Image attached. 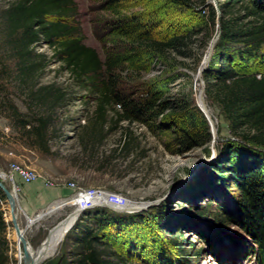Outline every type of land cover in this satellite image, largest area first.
<instances>
[{"label":"rangeland","instance_id":"rangeland-1","mask_svg":"<svg viewBox=\"0 0 264 264\" xmlns=\"http://www.w3.org/2000/svg\"><path fill=\"white\" fill-rule=\"evenodd\" d=\"M14 1L0 0V10ZM108 1L75 0L78 37L95 49L103 62L118 54L114 45L129 46L126 32L132 40L178 35L190 36L191 41L177 53H166L152 64L135 60L139 66L146 65V69L140 67L123 81L129 85L133 98L156 103V111L144 115L140 121L116 124V113L120 110L110 108L102 129L94 126L97 95L58 61V49L47 43L36 46L35 52L46 56V67L31 78L18 75L17 61L11 46L4 41L0 18V180L14 189L10 166L19 164L42 173L51 181L73 182L82 192L97 193L111 201L110 204L133 211L118 213L100 207L88 210L66 234L55 254L42 264H75L82 251L75 241L86 228L96 237L103 236V244H109L106 249L98 246L100 251L114 254L113 258L133 252L136 264H158L157 258L162 253L170 255L176 264H258L249 236L241 226H229L230 216L239 219L241 194L235 187L229 158L221 159L225 148L255 153L256 150L244 139L248 129L233 130L221 105L220 85L204 79L220 41L221 21L229 20L240 30L249 28V22L253 21L243 17L247 2H240L224 18L220 6L226 0H118L116 5H109ZM261 1L248 3L255 5ZM134 16L142 24L146 23V27L147 23L156 26L138 33L129 26ZM116 20L120 22L115 28L112 22ZM212 45L214 49L202 79L204 103L213 114L216 134L199 108L202 89L199 70ZM239 47L243 48V41L234 44L235 49ZM231 54L239 73L252 72L254 67L241 64L237 55ZM47 86L65 95L61 105L53 107L33 98V91ZM12 107L19 111L21 118L15 117ZM41 116L52 120L48 151L33 144V139L27 136V131L37 125L36 119ZM202 116L208 122L210 141L203 147L186 150L184 143L189 133L199 140L207 134L201 125ZM19 120L28 127L19 125ZM194 123L198 128L191 127ZM14 156L21 157L25 164L15 162ZM214 156L216 161L203 167ZM259 157L264 158L258 155L259 161ZM221 162L224 176L215 169ZM110 199L120 202L113 203ZM78 203L74 201L26 232L33 251L54 226L79 208ZM0 212L6 224L0 233V255L7 259L6 264H23L24 251L11 224L7 199L1 194ZM96 216L102 220L99 222ZM18 221L25 229L27 221L22 212ZM79 224L81 227L76 229ZM117 230L115 240L104 238V235L114 236ZM225 234L237 243H231Z\"/></svg>","mask_w":264,"mask_h":264},{"label":"trees","instance_id":"trees-1","mask_svg":"<svg viewBox=\"0 0 264 264\" xmlns=\"http://www.w3.org/2000/svg\"><path fill=\"white\" fill-rule=\"evenodd\" d=\"M117 1L109 0L108 4L116 5ZM248 1L226 0L220 6L225 18L240 2H247L243 7L245 11L243 17L251 18L253 21L249 22V28L245 30L235 29L229 20L221 21L220 41L214 50L211 66L204 73V79L206 82L214 80L220 85L223 93L221 105L233 130L238 132L243 128L248 129L249 133L244 136V139L256 150L255 153L244 152L233 147L225 148L221 159L229 158L230 167L233 168L235 187L241 194L237 213L239 219L230 216L229 226H241L256 247L257 260L260 264H264V158L259 157L261 161L258 159V155L264 156V0L255 5ZM77 13L78 7L75 0H15L0 10L4 41L13 50L12 55L17 61L18 75L31 78L43 71L47 64L46 56L36 53L35 48L42 43H47L50 47L58 49L56 58L63 63L73 77L97 95L95 129L103 128L110 108L120 110L116 113V124L133 123L140 121L144 115L153 114L157 104L145 99L133 98V94L129 92V85L123 80L142 67L137 65L135 60L152 64L163 58L166 53H177L180 48L187 47L191 37L174 35L171 38L167 36L150 38L146 36L144 40L140 38L132 40L129 32H126L124 36L129 39V46L114 45L118 54L114 58L112 55L109 56L103 62L97 51L86 46L82 38L78 37L80 30L75 22ZM211 15L213 20L215 16L213 9ZM140 21L138 16H134L130 19L129 26L135 28L138 33L152 25L156 26L153 23H147L146 27V23L142 24ZM119 22L120 20L112 22L115 28L119 26ZM239 41H243V48L235 49L234 44ZM232 52L237 55V60L241 64L249 68L254 67L252 72L239 73L233 65ZM142 68L146 69V65ZM32 96L38 102L53 107L61 105L65 98L64 94H60L59 90L52 86L33 91ZM13 111L15 117L21 118L22 115L18 110L13 108ZM51 122L49 116L38 117L37 125L30 127L27 131V136L33 139V144L40 145L45 151H48V132ZM18 124L23 128L28 127L22 120H19ZM201 125L204 133L207 134L199 140L189 133L184 143L186 150L203 147L210 141L208 122L203 116ZM191 127L198 128V124L194 123ZM233 161L236 162L232 163ZM222 165L221 162L215 168L220 176H224L221 171ZM0 194L4 195L1 190ZM224 213L231 214L227 211ZM95 218L99 222L102 220L99 216ZM5 225L0 212V233L4 231ZM79 227L81 224L77 225L76 229ZM83 234L78 235L75 241V244L82 249L75 264H136L133 252L127 256L115 255L116 257L113 258L114 254L106 255L98 249V246H104L106 249L109 245L103 244V236L96 237V234L88 228ZM118 234L117 230L114 236L104 235V238L109 241L115 240ZM112 237L114 239H111ZM225 237L231 243H237L231 235L225 234ZM2 255H0V264H6L7 259H4ZM157 262L158 264H176L170 255L165 253L157 258Z\"/></svg>","mask_w":264,"mask_h":264},{"label":"crops","instance_id":"crops-1","mask_svg":"<svg viewBox=\"0 0 264 264\" xmlns=\"http://www.w3.org/2000/svg\"><path fill=\"white\" fill-rule=\"evenodd\" d=\"M14 157H16L14 159L15 162L25 164L24 160L21 157ZM39 174L42 176V178L49 180V178H47L42 173ZM44 179H39L36 182L27 185L22 182L21 178L18 175L14 176L15 185L18 188L17 198L20 206H18V212L19 215L21 212L25 215L27 226H30L33 218L44 214L51 206L53 207H51L52 209L59 208V210H61L66 206L72 205L75 200H79V197H81L82 194L87 193L83 192L82 194H79L74 201L68 203V201L72 200L76 195L73 190L67 187V183L69 182H65L64 180H57L53 182H59V185L49 187L46 186ZM79 201H81V199ZM65 202H67L68 204ZM80 203L81 205H83V202ZM109 205L111 204L109 203ZM45 218L46 217H44V219Z\"/></svg>","mask_w":264,"mask_h":264},{"label":"water","instance_id":"water-1","mask_svg":"<svg viewBox=\"0 0 264 264\" xmlns=\"http://www.w3.org/2000/svg\"><path fill=\"white\" fill-rule=\"evenodd\" d=\"M214 47L213 45L210 47L209 51H208V55L205 57L204 59V62L199 70V78H200V82H201V85H202V89L200 91V98L202 99L204 97V82H203V79H202V74L203 72L206 70V64L212 54V51H213ZM206 117V116H205ZM210 126H211V123L208 119V117H206ZM212 128V126H211ZM213 129V128H212ZM213 133H215L214 129H213ZM0 190L3 192L4 196L6 197L7 199V204L10 206V209L12 211V226L13 228L15 229L19 239H20V242L23 246V251H24V256H23V264H42L44 262V256H45V253H44V247L48 246L52 240V236L53 234L58 230L60 229L61 227H64L66 225V223L68 221H70L71 218L75 217L77 215V218L75 219V221L73 222V224H71L65 231V236L66 234L72 230V228L76 225L78 219L80 218V216L82 214H84L85 212H87V208H84V207H79L78 209H76L74 212H72L71 214H69L64 220H62L61 222H59L56 226H54L48 233L47 237L44 239V241L42 242V244L40 245V247L35 250L34 253H31L29 248L31 247L30 246V242L28 240V238L26 237V232L29 230V228H32L36 223L42 221L44 219V217H48L49 215H51L52 213H55L56 211L59 210V208L55 209V210H52L50 208H48V210L42 214V215H39L35 218H33L30 226H26L25 229H22L20 227V224L18 223V216L16 215V212H18V206H19V203H18V198H17V193L14 189H9L4 183L3 181L0 180ZM20 207V206H19ZM106 207V206H105ZM109 210L111 211H114V212H118V213H121V212H133L132 210H123V209H117L116 207H108Z\"/></svg>","mask_w":264,"mask_h":264},{"label":"bare ground","instance_id":"bare-ground-1","mask_svg":"<svg viewBox=\"0 0 264 264\" xmlns=\"http://www.w3.org/2000/svg\"><path fill=\"white\" fill-rule=\"evenodd\" d=\"M199 108H200V110L203 112V114L206 116V117H208V119H209V121H210V123H211V126H212V128L216 131V129H215V125H216V123H215V121H214V118H213V114H212V112L206 107V105H205V103H204V98H200V95H199ZM216 149V148H215ZM216 159H217V156H214V158H211V159H209L208 161H206V162H204L202 165H203V167L206 165V166H210V165H212L215 161H216ZM201 165V166H202ZM199 171V169L198 170H196L193 174H196L197 172ZM83 193V192H82ZM82 193H80V194H82ZM80 199H81V201H79L78 199L77 200H75V202H83L82 204V206L83 207H85V208H87V210H90V209H92V208H98V207H100V208H107V209H109L108 207H116L117 209H120L117 205L118 204H116L115 202L116 201H118V203L120 202L119 200H116V199H110V200H112V202L113 203H115L114 205L113 204H111V205H109V203H111V201H106L105 199H103L102 197H99L98 195H97V193H84V194H82V196L81 197H79ZM65 203H67V202H65ZM127 203V202H126ZM68 204V203H67ZM66 205V204H65ZM128 205V204H127ZM9 206V205H8ZM106 206V207H105ZM121 207H122V205H121ZM53 208V207H52ZM51 208V209H52ZM55 209H57V208H55ZM55 209H52V210H55ZM9 210H10V216H11V224H12V211H11V209H10V206H9ZM18 210H19V208H18ZM121 210V209H120ZM53 214V213H52ZM16 215L18 216V218H19V212H16ZM77 218V215L75 216V217H73V218H71L70 219V221H68L67 223H66V225L64 226V227H61L60 229H58L54 234H53V236H52V240H51V242H50V244L48 245V246H46V247H44V253H45V256H44V260L46 261V259H48L49 257H52L54 254H55V252H56V249H58L57 248V246L62 242V240L64 239V237H65V231H66V229L71 225V224H73V222L75 221V219ZM18 223H19V221H18ZM13 227V226H12ZM223 227H225V226H223ZM14 229V228H13ZM15 230V229H14ZM16 232V231H15ZM16 238L18 239V241L20 242V239H19V237H18V235H17V233H16ZM20 244H21V242H20ZM21 246H22V244H21ZM31 246V245H30ZM22 248H23V246H22ZM33 248L32 247H30L29 248V250H30V252L31 253H34L35 251H33L32 250ZM204 264H206V263H204Z\"/></svg>","mask_w":264,"mask_h":264},{"label":"built area","instance_id":"built-area-1","mask_svg":"<svg viewBox=\"0 0 264 264\" xmlns=\"http://www.w3.org/2000/svg\"><path fill=\"white\" fill-rule=\"evenodd\" d=\"M10 173H11V176H10L11 180L14 183H15V181H14V176L15 175H18L21 178L22 182L24 184H27V185L31 184L33 182H36L39 179H44V178H42V176L39 173H37V172L27 168V167L19 165V164H12L10 166ZM44 181H45L46 186H49V187L57 186V185L60 184L59 182H53V181H50V180H47V179H44ZM67 187L75 192L76 195L74 196V198L77 197L82 191H84L83 189H80L73 182L67 183ZM14 190L16 191V193L18 192V188L16 187V185L14 186ZM88 191H90V192H100V191H97V190H88ZM78 206L80 207L82 205L80 203H78Z\"/></svg>","mask_w":264,"mask_h":264}]
</instances>
